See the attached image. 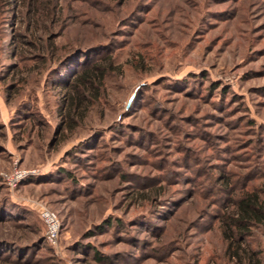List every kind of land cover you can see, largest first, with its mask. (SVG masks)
Listing matches in <instances>:
<instances>
[{
  "label": "rangeland",
  "instance_id": "obj_1",
  "mask_svg": "<svg viewBox=\"0 0 264 264\" xmlns=\"http://www.w3.org/2000/svg\"><path fill=\"white\" fill-rule=\"evenodd\" d=\"M104 58L101 83L70 85ZM15 169L0 264H264V221L238 255L224 236L241 196L264 198V0H0Z\"/></svg>",
  "mask_w": 264,
  "mask_h": 264
},
{
  "label": "trees",
  "instance_id": "obj_2",
  "mask_svg": "<svg viewBox=\"0 0 264 264\" xmlns=\"http://www.w3.org/2000/svg\"><path fill=\"white\" fill-rule=\"evenodd\" d=\"M103 60L107 63L106 66L99 65L96 62L95 64H91L89 68H78L70 85H72L75 90H84L87 88L93 89L94 86L101 83L105 75L113 71V65L110 63L111 61L107 58L102 59V61ZM81 103H76V106L78 107ZM69 127H71V125ZM261 199L262 198L257 194H246L241 196L237 201V210L225 218L224 223L227 226L226 228H228V230L224 232L225 239L228 241L227 252L233 250L234 255H238V252L242 250L240 247L244 236L248 233L247 229L249 226L263 223L264 198ZM237 236H239L238 239L236 238Z\"/></svg>",
  "mask_w": 264,
  "mask_h": 264
},
{
  "label": "built area",
  "instance_id": "obj_3",
  "mask_svg": "<svg viewBox=\"0 0 264 264\" xmlns=\"http://www.w3.org/2000/svg\"><path fill=\"white\" fill-rule=\"evenodd\" d=\"M30 174V172L15 169L11 173H1L0 176L8 187L14 188ZM39 217L45 227V241L51 246H56L61 234V222L58 216L50 209L41 207Z\"/></svg>",
  "mask_w": 264,
  "mask_h": 264
}]
</instances>
